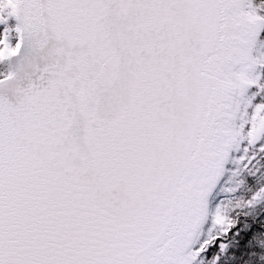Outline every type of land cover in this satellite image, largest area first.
Segmentation results:
<instances>
[{
  "label": "snow or ice",
  "instance_id": "1",
  "mask_svg": "<svg viewBox=\"0 0 264 264\" xmlns=\"http://www.w3.org/2000/svg\"><path fill=\"white\" fill-rule=\"evenodd\" d=\"M0 264H264V0H0Z\"/></svg>",
  "mask_w": 264,
  "mask_h": 264
}]
</instances>
